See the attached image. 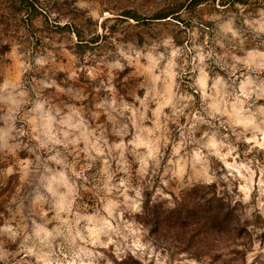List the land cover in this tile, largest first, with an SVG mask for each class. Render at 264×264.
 <instances>
[{
    "label": "rangeland",
    "instance_id": "rangeland-1",
    "mask_svg": "<svg viewBox=\"0 0 264 264\" xmlns=\"http://www.w3.org/2000/svg\"><path fill=\"white\" fill-rule=\"evenodd\" d=\"M140 262L264 264V0H0V264Z\"/></svg>",
    "mask_w": 264,
    "mask_h": 264
},
{
    "label": "trees",
    "instance_id": "trees-1",
    "mask_svg": "<svg viewBox=\"0 0 264 264\" xmlns=\"http://www.w3.org/2000/svg\"><path fill=\"white\" fill-rule=\"evenodd\" d=\"M209 202L210 199H209ZM207 202V203H209ZM197 202L193 201V205L189 203H185L184 201H178L176 206L174 207H165L163 204L154 203L151 204L150 200L144 202L143 210H144V220H150L149 222H153L158 229H175L179 235V232H185L186 227L188 226V219L197 218V214L193 213L194 207L197 205ZM191 205V206H190ZM226 209H221V212H226L228 215V211ZM195 214V215H194ZM217 215V214H216ZM200 222L202 220L212 221V219H198ZM214 221V220H213ZM148 222V221H147ZM140 264H142L140 262Z\"/></svg>",
    "mask_w": 264,
    "mask_h": 264
}]
</instances>
